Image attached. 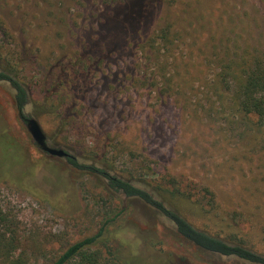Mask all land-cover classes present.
<instances>
[{"label": "rangeland", "instance_id": "1", "mask_svg": "<svg viewBox=\"0 0 264 264\" xmlns=\"http://www.w3.org/2000/svg\"><path fill=\"white\" fill-rule=\"evenodd\" d=\"M107 1L0 0V66L13 68L14 55L31 93L26 112L50 146L82 161L103 153L120 176H138L140 165L150 174L149 165L177 177L203 199V214L188 216L197 226L264 255V123L238 111L219 82L232 60L264 51V0H164L140 34L97 41ZM164 26L171 44L156 36ZM101 49L109 55L93 61ZM64 105V116H77L71 127L61 125ZM0 209L28 264H53L120 209L110 241L98 245L104 252L137 264H251L200 250L142 201L111 194L103 179L41 150L9 82L0 83Z\"/></svg>", "mask_w": 264, "mask_h": 264}, {"label": "trees", "instance_id": "2", "mask_svg": "<svg viewBox=\"0 0 264 264\" xmlns=\"http://www.w3.org/2000/svg\"><path fill=\"white\" fill-rule=\"evenodd\" d=\"M163 2L164 0H108L102 6V11L105 14H102L104 24L100 29L103 30L104 35H99L97 41L103 39L108 33L114 41L130 40L133 36L140 34L143 28L152 21L156 9ZM2 23L5 24L4 21ZM2 23H0V27ZM154 33L156 34V32ZM156 36L166 45L173 43L170 38L169 26L162 27ZM151 42H154L156 51L160 52L161 49L155 45L158 42L156 38H152ZM149 44H142L140 50L146 49ZM91 45L90 43L89 46ZM246 52L247 58L241 56V59L232 60L225 66L219 82L229 84V89L233 92L232 104L238 111L248 116L254 115L264 123V51L261 50L259 55L252 51ZM101 53L100 56L93 59L90 54L87 55L90 58L89 61L83 57L82 63L90 68L93 61L101 60L109 55V52L103 49H101ZM13 56L12 54V59L7 61L13 68L6 65L0 66V83H10L14 90L15 106L27 127V120L32 118L26 112L27 106L31 104V93L14 69ZM63 74L64 72H60L58 78L63 80ZM164 85L171 86V82L166 80ZM164 89L166 88L164 87ZM68 97L66 92L62 94V98L66 99V102ZM62 106L61 104L60 107ZM66 107L64 105L62 112ZM65 112L66 110L59 115L61 125L66 124L71 127L76 123L77 118L75 117L77 116L75 115L71 119L69 113L64 116ZM9 148H11L10 145L7 154L10 153ZM102 154L100 157L103 156V159H97V157L92 162L82 161L77 155L71 153L65 158L75 170L103 179L106 190L111 194L122 198L138 199L148 205L156 215L172 224V230L176 236L200 250L220 256L235 257L251 264H264V255L248 247L245 241L232 242L212 233L205 227L197 226L188 216L196 217L203 214L202 212L205 210L203 199L199 198L197 191L188 185H183L177 177L170 174L161 175L149 165L146 168L151 170L150 174L145 172V167L140 165L141 173L138 176L132 173L130 177L120 176L111 172L110 164L105 162V155ZM205 191L208 194L211 193L208 188H205ZM123 213L124 209L118 210L112 219L104 223L98 233L70 245L53 264H137L138 262L134 261V258L125 260L109 247L108 252H104L102 248L98 247L100 243L105 244L110 241L111 232L107 226L111 222H116L115 220ZM11 226V218L0 209V262L2 264H28L29 259L23 254L24 252L16 255L19 249V239ZM124 230L126 228L119 227L115 232Z\"/></svg>", "mask_w": 264, "mask_h": 264}, {"label": "water", "instance_id": "3", "mask_svg": "<svg viewBox=\"0 0 264 264\" xmlns=\"http://www.w3.org/2000/svg\"><path fill=\"white\" fill-rule=\"evenodd\" d=\"M27 127L29 132L31 133L34 141L36 142L37 146L43 150L44 152L48 153L51 156L64 158L70 156L66 150L62 148L52 147L47 143V137L40 125V123L35 118H30L27 120Z\"/></svg>", "mask_w": 264, "mask_h": 264}]
</instances>
